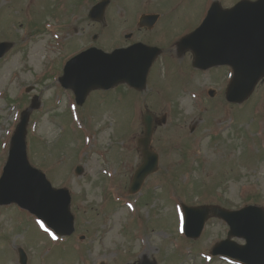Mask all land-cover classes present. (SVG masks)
Returning a JSON list of instances; mask_svg holds the SVG:
<instances>
[{
	"label": "rangeland",
	"instance_id": "374dc122",
	"mask_svg": "<svg viewBox=\"0 0 264 264\" xmlns=\"http://www.w3.org/2000/svg\"><path fill=\"white\" fill-rule=\"evenodd\" d=\"M140 1L137 7L136 0H111L102 25L87 17L89 8L74 7L79 0H0V41L12 42L0 58V174L21 111L38 102L29 113L27 156L54 187L70 191L75 217L73 234L57 238L28 212L0 207V264H19L17 247L28 254V264H138L145 258L158 264H241L210 253L228 230L219 218H209L195 240L182 235L181 204L264 208V84L240 105L209 97L208 87H224L214 74L225 69L195 75L179 66L187 56L178 60L167 50L182 29L177 25L201 22L205 0H184L171 20L170 0ZM148 10L160 18L149 32L139 31L137 17ZM127 32L133 34L128 40ZM138 40L164 48L139 94L142 103L125 87L111 90L112 101L102 104L94 102L93 92L82 109L73 110L79 125L71 112L73 96L58 83L61 64L89 46L110 51ZM145 104L168 117L153 132L158 170L130 195L131 176L141 163L137 140ZM100 108L110 110L86 112ZM77 165L81 175L74 173Z\"/></svg>",
	"mask_w": 264,
	"mask_h": 264
},
{
	"label": "water",
	"instance_id": "95a60500",
	"mask_svg": "<svg viewBox=\"0 0 264 264\" xmlns=\"http://www.w3.org/2000/svg\"><path fill=\"white\" fill-rule=\"evenodd\" d=\"M107 1L104 0L90 11L94 19H101ZM211 11L209 16L192 35L203 33L209 40L205 53L197 54L195 65L208 68L212 65L230 63L234 65L235 76L227 92L231 101H242L252 91L257 80L264 76V0L249 2L243 0L229 10ZM252 20L256 39V49L243 58V69L237 55V23ZM250 16V17H248ZM154 18H142V24L152 23ZM10 47L0 43V56ZM159 54L156 48H145L135 44L127 48L104 53L96 48L81 52L67 62L60 82L64 87L72 88L77 99L95 88H109L120 82H126L136 88H143L146 74L153 59ZM247 60V61H246ZM236 69V70H235ZM27 114L11 140L10 154L0 178V205L16 202L44 219L58 233L69 234L72 230V217L68 213L69 194L64 189L50 187L44 175L31 168L25 151ZM146 127L145 163L137 170L130 188L135 191L143 178L153 171L156 155L147 152L151 134L152 116H143ZM164 122V118L162 119ZM209 215L224 219L230 227L227 238L218 242L213 254L229 256L245 264H264V210L248 205L239 210H225L217 206L185 208V231L188 236L197 237ZM241 237L246 243L241 245L231 237ZM20 263L26 264V257L20 251ZM142 264H155L148 260Z\"/></svg>",
	"mask_w": 264,
	"mask_h": 264
}]
</instances>
